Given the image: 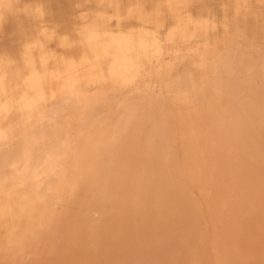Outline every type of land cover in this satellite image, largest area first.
Instances as JSON below:
<instances>
[{"label": "rangeland", "instance_id": "374dc122", "mask_svg": "<svg viewBox=\"0 0 264 264\" xmlns=\"http://www.w3.org/2000/svg\"><path fill=\"white\" fill-rule=\"evenodd\" d=\"M118 4L125 17L137 9L123 31H158L163 42L192 20L208 22V35L182 43L177 65L165 52L139 76L79 72L31 92L36 123L18 129L14 114L0 140V264H264V0ZM80 11L92 21L94 0L5 9L0 55L15 65L0 106L30 93L27 72L77 58L78 47L58 44L75 39ZM36 40L51 62L32 63L25 48Z\"/></svg>", "mask_w": 264, "mask_h": 264}, {"label": "clouds", "instance_id": "9594fccd", "mask_svg": "<svg viewBox=\"0 0 264 264\" xmlns=\"http://www.w3.org/2000/svg\"><path fill=\"white\" fill-rule=\"evenodd\" d=\"M19 0L14 3L6 4L0 0V20L3 19L6 8H13ZM96 9L94 19L88 26L87 32H80V44L85 48L82 53L84 67L88 70L85 73L93 78L103 77L107 82L110 77L129 78L130 73L139 76L145 68L144 60L149 63L159 61L164 54L165 45H176L187 43L196 39V33L191 32L189 25L183 20L177 23L168 31L163 42L158 31L148 30L146 28L130 29L123 31L119 25L132 16L137 9H129L128 17L121 15L118 0H94ZM109 9L112 13L109 14ZM26 11V9H22ZM83 18V17H82ZM144 24L154 23V21L140 17ZM112 21H116L117 28L113 30L110 27ZM159 26L157 25V28ZM45 40L50 42L56 38V33H45ZM58 46L69 49L74 46V42L68 36L59 38ZM32 63L36 59L47 64L56 56L55 53L46 50V43L40 40L31 42L25 48ZM75 61V59H73ZM15 59L8 56L5 60L4 55H0V88H4L7 80V71L13 68ZM105 65L108 70L105 71ZM0 114H3V107L0 106ZM2 138V134H0Z\"/></svg>", "mask_w": 264, "mask_h": 264}, {"label": "bare ground", "instance_id": "6f19581e", "mask_svg": "<svg viewBox=\"0 0 264 264\" xmlns=\"http://www.w3.org/2000/svg\"><path fill=\"white\" fill-rule=\"evenodd\" d=\"M82 11H80L81 13ZM81 24L77 28L73 30V35L71 38H75L72 40L74 42V48H79V54L76 57L73 56H65L62 57L60 68L58 71L50 72L47 70L43 71H29L26 73L24 78V85L27 88V90L30 92L28 95L24 94L21 97L17 99L15 102V105L10 104V101H6V97L3 101V114H0V134H2V138H0L1 141H7L9 139V129H10V120H12V116L14 114L16 115L15 118V125L14 127L18 129H23L29 125H33L36 123L39 103L41 101V97L35 98L31 96V92L36 93L38 88L43 86L44 84H49L52 81H55L57 79H67L69 81L76 79L79 72H83L84 76L85 73L88 71L84 67V59L82 58V53L85 51V48L80 44V32H87L88 26L91 24L92 21L88 22L86 21V17L83 13L80 15ZM83 17V18H82ZM187 25H189L191 32L196 33V39L197 40L195 44H200L198 40L202 41L207 35H208V29L210 27L209 23H201L199 21L194 22L192 20H188L186 22ZM162 41V40H161ZM192 41V40H191ZM73 47L69 49L61 48L63 51H68L72 49ZM182 43H177L176 45H165L164 47V53L166 52L167 55L171 56L173 59H175V64L177 65L178 58L180 56V53L182 52ZM195 55L197 56L196 61L200 62L205 59V55L203 54V49L201 46L196 45L195 46ZM188 53V52H187ZM75 59V61L73 60ZM148 61L147 59L144 60V63ZM106 66V65H105ZM130 75H134V73H130ZM88 80H97L100 81L102 78L100 76L93 78L91 75H87L86 77ZM130 82V81H129ZM131 84V83H130ZM64 91L68 94L70 98L73 99V96L71 95V91L67 88ZM10 92V82L6 81V85L4 88H0V94L5 96L6 93ZM72 96V97H71ZM17 109V111H16Z\"/></svg>", "mask_w": 264, "mask_h": 264}]
</instances>
